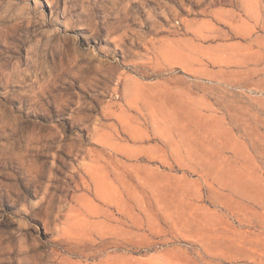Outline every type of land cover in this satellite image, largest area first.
<instances>
[{
    "label": "rangeland",
    "instance_id": "rangeland-1",
    "mask_svg": "<svg viewBox=\"0 0 264 264\" xmlns=\"http://www.w3.org/2000/svg\"><path fill=\"white\" fill-rule=\"evenodd\" d=\"M0 264H264V0H0Z\"/></svg>",
    "mask_w": 264,
    "mask_h": 264
},
{
    "label": "bare ground",
    "instance_id": "bare-ground-1",
    "mask_svg": "<svg viewBox=\"0 0 264 264\" xmlns=\"http://www.w3.org/2000/svg\"><path fill=\"white\" fill-rule=\"evenodd\" d=\"M228 13H231V12H228ZM231 15V14H230Z\"/></svg>",
    "mask_w": 264,
    "mask_h": 264
}]
</instances>
